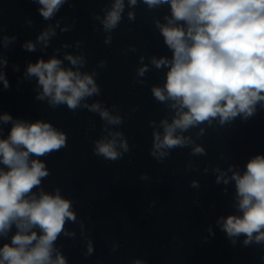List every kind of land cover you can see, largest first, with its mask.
Returning <instances> with one entry per match:
<instances>
[{"label": "clouds", "instance_id": "1", "mask_svg": "<svg viewBox=\"0 0 264 264\" xmlns=\"http://www.w3.org/2000/svg\"><path fill=\"white\" fill-rule=\"evenodd\" d=\"M65 2L38 0L43 6L39 12L49 20ZM143 2L149 8L163 4L171 8V17H165L167 24L157 22V26L172 58L152 60L156 68L168 67L163 88L153 87L152 94L161 103L171 101L170 107L176 110L171 123L161 121L163 137L154 133L150 154L160 162L169 155V150L188 143L175 134L178 129L183 132L201 123L211 125L214 119L221 125L237 116L247 120L255 114L256 105L264 102V0ZM129 4L135 6L137 0H129ZM123 8V0H115L102 22L105 30L117 27ZM129 19H134L131 12ZM51 35H55V31L49 28L38 40L47 43ZM25 47L35 50L32 43ZM65 59L77 70L62 67V61L53 57L47 62L41 59L29 64L27 75L37 77L42 88L37 99L47 98L54 108L65 104L75 111L81 107V101L99 95L100 89L93 75L78 70L84 65L83 57L66 55ZM145 71L147 66L139 69V75L143 76ZM0 80L7 88L8 81L2 72ZM83 107L99 113L108 124L121 123L119 116H112L100 103ZM0 120L8 123L12 117L5 114ZM66 139L65 133L40 120L35 123L15 121L7 138L0 139V164L5 166L0 168V237L7 238L13 226L16 229L11 242L0 247V264H67L55 242L62 234L69 235L64 230L66 222L76 221L72 201L62 198L59 190L53 195L41 189L37 196L33 189L40 188L49 171L43 161L30 159L59 151L66 146ZM119 147L128 151L126 141H120ZM95 153L112 161L122 157L115 138L97 142ZM193 154H204V149L197 146ZM222 179L228 183L223 172L217 176V183ZM231 179L235 181L236 207L242 215H229L223 221L222 230L229 238L243 234L245 245L264 243V155L250 159L246 171L233 172ZM92 251L89 244L88 254ZM53 252H56L55 259ZM134 264L143 262L136 260Z\"/></svg>", "mask_w": 264, "mask_h": 264}]
</instances>
